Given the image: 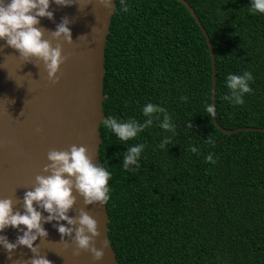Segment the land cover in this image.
<instances>
[{
	"label": "trees",
	"instance_id": "obj_1",
	"mask_svg": "<svg viewBox=\"0 0 264 264\" xmlns=\"http://www.w3.org/2000/svg\"><path fill=\"white\" fill-rule=\"evenodd\" d=\"M186 1L212 43L217 120L228 129L264 127V14L249 13L250 0ZM125 3L127 12L116 0L105 48L104 113L142 123L140 109L151 102L165 107L176 127L173 135L154 121L122 142L100 125V165L112 174L108 234L118 263L264 264V132L228 134L206 114L210 48L181 2ZM245 70L252 91L243 105H232L222 99L225 78ZM164 137L170 142L160 149ZM136 143L145 145L140 166L125 172L124 151Z\"/></svg>",
	"mask_w": 264,
	"mask_h": 264
},
{
	"label": "water",
	"instance_id": "obj_2",
	"mask_svg": "<svg viewBox=\"0 0 264 264\" xmlns=\"http://www.w3.org/2000/svg\"><path fill=\"white\" fill-rule=\"evenodd\" d=\"M177 1L190 11L208 41L213 64L212 104L215 106L217 73L209 34L193 7L186 0ZM70 3L68 6L51 3L52 19L40 18L37 25L53 47L57 43L61 45L62 55L66 57L60 65L56 83L48 80L41 61L25 62L15 49L0 41V199H12L14 211L23 212L24 193L35 186V177L48 175L43 168L49 163L47 153L50 150L84 146L92 163L101 166L100 125L106 119L103 105L105 48L116 0L110 8L104 7L100 0H70ZM63 18L69 20L71 43L51 36ZM212 119L218 129L228 134L242 130L264 132V127L228 129L217 117ZM73 195L76 200L67 215L76 218L80 210H84L97 221L100 235L93 238L92 243L103 249L102 259L94 260L86 250L74 254V241L68 236L61 237L56 230V220L43 223L47 236L34 241L40 255L51 264H119L108 234L107 203L86 205L83 197L75 192ZM38 210L42 216L47 215L42 209ZM59 223L67 226L66 221ZM0 235L15 242L22 232L9 226ZM105 240L109 241L107 247H103ZM31 256L25 246L17 247L10 254L0 247V264H30Z\"/></svg>",
	"mask_w": 264,
	"mask_h": 264
},
{
	"label": "clouds",
	"instance_id": "obj_3",
	"mask_svg": "<svg viewBox=\"0 0 264 264\" xmlns=\"http://www.w3.org/2000/svg\"><path fill=\"white\" fill-rule=\"evenodd\" d=\"M100 2L106 8H110L113 4V0H100ZM51 3L58 6L71 4L70 0H0V41L15 49L25 62H31L32 59L41 61L48 80L56 83L59 79L57 73L60 65L66 57L62 55L61 45L57 43L53 47L50 41L44 38V32L37 27L40 18L52 19L53 13L49 11ZM120 4L121 11L129 10L125 0H120ZM248 11L251 14H264V0H250ZM68 23L69 20L63 18L51 32L52 38L55 40L63 38L64 41L71 43L72 36L67 27ZM252 79V74L247 70L239 75L229 73L225 78L228 94L222 99L232 105H243L244 95L252 91L250 88ZM180 100L184 101L186 97L181 96ZM204 110L209 118L216 117L213 104L205 105ZM140 112L146 118L142 123L132 118L120 120L107 116L101 124L122 142L136 138L144 129L151 127L154 121L160 129L175 135L176 126L165 107L148 102L141 107ZM186 126L192 127L190 121ZM169 142L170 137H164L158 147L163 149ZM206 142L214 144L210 138ZM144 148L143 143L126 147L121 160L123 171H135L139 168ZM191 151L195 153L196 148H191ZM205 159L214 163L211 155ZM47 160L49 163L44 166L43 171L48 175H37L35 186L24 193L23 212L13 210L12 199H0V233L9 226L22 232L15 242H10L6 236L0 235V247L10 254L17 247L25 246L32 253L30 264H51L45 256L40 255L34 241L38 237L47 236L43 223L56 220L58 222L56 230L61 237L68 236L74 241L76 246L74 254L78 255L79 250H86L91 253L94 260L102 259L103 249L96 248L92 243L93 238L100 235L97 221L84 210H80L76 218L70 217L67 213L76 200L73 192L83 197L86 205L106 204L110 199L111 172L104 166L93 164L84 146L71 145L68 150H50L47 153ZM38 209H42L47 215L42 216ZM60 221H66L67 226L59 223ZM72 225L76 227L73 228ZM102 243L103 247H107L109 241L105 240Z\"/></svg>",
	"mask_w": 264,
	"mask_h": 264
}]
</instances>
